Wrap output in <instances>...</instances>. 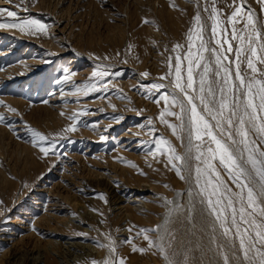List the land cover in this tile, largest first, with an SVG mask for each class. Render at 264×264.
I'll return each mask as SVG.
<instances>
[{"label": "rangeland", "instance_id": "374dc122", "mask_svg": "<svg viewBox=\"0 0 264 264\" xmlns=\"http://www.w3.org/2000/svg\"><path fill=\"white\" fill-rule=\"evenodd\" d=\"M246 1L261 10L264 24V0ZM243 7L241 0H0V255L12 248L22 252L18 264L31 260L29 231L35 230L43 241L91 242L102 251L108 245L117 264L161 263L155 230L166 206L158 195L169 197L183 184L182 106L166 90L169 81L192 106L190 170L225 228L222 238L199 207L194 231L180 213L170 232L175 243L168 246L172 258L179 253L174 263L264 264L260 193L220 138L240 146L251 157L247 164L264 173V52L255 18ZM207 42L214 103L195 82ZM200 108L215 118L220 134L201 118ZM87 168L110 175L123 205L130 200L138 209L131 225L121 212H111L109 193L92 187ZM2 171L16 178L10 174L12 181H5ZM17 177L24 182L20 187ZM138 185L151 186V194L137 196ZM137 197L149 206H140ZM81 207L100 216L98 223L82 222L91 233L63 231L57 222L76 218L78 225ZM45 212L55 213L57 222L33 224ZM215 248L225 251L220 261L214 260ZM97 256L82 264H107L106 251Z\"/></svg>", "mask_w": 264, "mask_h": 264}, {"label": "bare ground", "instance_id": "6f19581e", "mask_svg": "<svg viewBox=\"0 0 264 264\" xmlns=\"http://www.w3.org/2000/svg\"><path fill=\"white\" fill-rule=\"evenodd\" d=\"M243 1V6L245 8H247L250 13L253 15V17L255 18V24H256V29L257 31L259 32V34L261 35V39L262 40V49H263V52H264V24H263V21H262V17H261V10L258 8V7H255V6H252L251 4H249L246 0H241ZM59 4V3H58ZM58 4H56V6H54V9L53 11H55L57 9V6ZM243 7V8H244ZM246 10V9H245ZM126 14L128 15L127 11H126ZM250 14V15H251ZM202 18L207 19L206 16L203 14H201ZM127 19V18H126ZM203 20V19H202ZM210 21V20H209ZM206 22V20H205ZM207 25V24H206ZM208 37V36H207ZM206 37V38H207ZM210 38V37H209ZM209 38L208 41H209ZM61 40V39H60ZM208 43V48H207V51L205 53V55L203 56L204 57V61H203V64H202V67L196 77L198 85H197V89L198 91L200 92H203V93H208V95L211 97L213 103H214V98H215V92H214V85L212 83V80H211V69H212V61H211V52L212 51V45L210 44L211 42H207ZM59 46V45H58ZM62 46V45H61ZM49 47V45H48ZM58 49V48H56ZM68 49V48H67ZM54 50V49H53ZM57 51V50H56ZM65 51V50H64ZM82 52V51H81ZM23 57V56H22ZM95 60V59H94ZM154 60V59H153ZM74 61V60H73ZM37 63V62H36ZM23 64L25 65H28V66H32L34 65L33 62L31 61H26V62H23ZM154 67V66H153ZM133 69V68H132ZM136 70V69H134ZM142 77V76H141ZM140 77V78H141ZM7 80V79H6ZM144 81V80H143ZM147 81V80H146ZM162 81V80H161ZM165 85H166V90L175 98V100L178 102V104H180L182 106V116H181V120H182V125H183V137H184V144H183V149H182V152H181V170H182V173H183V184L180 185V186H177L175 187L174 189H172L170 191V196L167 197L165 195H161L159 194L158 196L161 197L162 199V203H164L166 206L164 209H165V212L163 214H161L162 216L159 217V221L157 223V227H156V230H155V234H156V246L158 249L156 250H159V254H160V257L162 259L161 263L162 264H175L174 262L176 261H173V259H177L176 256L178 257V254H175V256L172 258L171 254H170V250L168 249L170 246L171 243H175L173 242V238H170V232H171V229L173 227L174 222H177V219L179 217V214L182 213L184 214V216L188 219L189 223H190V229L191 228H194L195 227V222L193 220V217L196 216L195 215V212L196 211H199V207L203 208L206 212L207 215H209L211 217V221L212 223L214 224V226L216 227V231L218 233H220L219 235L224 238V232H225V228L222 229V225H221V221L220 219L218 218L217 214L212 210L210 204L206 201L205 199V195L202 193L200 187H198L197 183H196V180L194 178V176L192 175V172L190 170V158H191V152H192V149H193V142H194V126H193V114H192V106L190 104V102L184 98L177 90L176 88H174L170 83L169 81L166 82L164 81ZM130 86V85H129ZM241 89V88H239ZM166 91V92H167ZM133 94V92H131ZM243 93V92H242ZM136 94V92H135ZM169 94V95H170ZM197 95V94H196ZM202 95V94H200ZM244 96V94H243ZM203 97V96H202ZM245 97V96H244ZM198 98V97H197ZM140 99V98H139ZM198 101V99H197ZM196 101V102H197ZM211 101V100H210ZM243 101L245 102L244 98H243ZM98 102V101H97ZM100 102V101H99ZM118 102H120L118 100ZM126 102V101H124ZM149 102V101H148ZM95 103V102H94ZM97 104V103H96ZM99 104V103H98ZM120 104V103H119ZM143 105V104H142ZM211 105V104H210ZM216 105V104H215ZM96 106V105H95ZM98 106V105H97ZM102 106H104V104H102ZM145 107V105H144ZM152 108V107H151ZM245 108H246V115H247V121L250 123L252 120H251V115H250V112L248 111L247 109V105L245 103ZM105 109V108H104ZM213 109V108H212ZM110 110V109H109ZM107 110V112L109 111ZM100 111V110H99ZM149 111V110H148ZM214 111V110H213ZM2 113V112H1ZM151 114V113H150ZM218 114V113H217ZM199 115L201 116V118L203 119H206L208 121H210V123L213 125V129L216 130V133L220 134L218 129L216 128V120L214 121V119H211L201 108L199 109ZM152 118V117H151ZM199 122V120H198ZM248 123V124H249ZM252 123V122H251ZM253 124V123H252ZM2 125V124H0ZM211 125V126H212ZM134 130V129H133ZM3 131V130H2ZM11 131V130H10ZM97 132V131H96ZM1 133V132H0ZM6 134V133H5ZM93 134V133H92ZM126 135H129L127 133H125ZM124 134V135H125ZM175 134V133H174ZM3 134H1L2 136ZM6 136V135H5ZM4 135L2 136V138L5 137ZM14 136V134H13ZM96 136V134H95ZM98 137V136H97ZM128 137V136H127ZM174 138V137H173ZM220 138L228 145L230 146L232 152L234 153L235 157H236V163H238V165L243 169L244 173L249 177V179L252 181V184L257 188V191L260 193V196H261V199H262V203H261V206H262V209L264 210V181L263 179L261 178L262 175L264 173H262L261 170H259V172L261 173V177L259 176V172H256L254 169H252L249 164L247 163H252L251 162V157H249L248 155H246L243 150H241V147L236 145V144H233L231 141H229L227 138H224L222 136H220ZM179 140V139H178ZM177 139L175 140L178 141ZM124 141V139H123ZM90 142V141H89ZM179 142V141H178ZM7 143V142H6ZM91 143V142H90ZM119 143V141H118ZM126 143V142H125ZM89 144V143H88ZM93 145V144H92ZM122 145V144H121ZM120 145V146H121ZM126 145V144H125ZM178 145V143H177ZM32 146V145H30ZM90 146V145H89ZM124 146V145H123ZM23 150V151H31L29 148L25 147V149H22V147H20L18 145L17 147V150ZM121 149V148H120ZM123 149V148H122ZM90 150V149H89ZM94 150V149H93ZM119 150V149H118ZM124 150V149H123ZM239 151L241 153V156L239 157ZM125 152H128L130 154L131 150L130 149H127L125 150ZM124 154H127L125 153ZM78 154V153H77ZM76 154V155H77ZM123 154V153H122ZM128 154V155H129ZM79 155V154H78ZM127 155V156H128ZM132 155H133V152H132ZM80 156V155H79ZM134 156V155H133ZM73 157V156H72ZM90 158V157H89ZM93 157H91L92 159ZM98 158H101V157H98ZM93 160V159H92ZM97 160V159H96ZM101 160V159H100ZM112 161V159H110ZM98 161V160H97ZM261 161V160H260ZM115 162V160H114ZM262 163V162H261ZM263 169V168H262ZM264 171V169H263ZM87 172V175L89 176V179L88 182L90 181V183L92 184V187L94 188H97L100 189V190H103L105 191L104 193H109L110 195V204H109V209H111V212L112 210L114 211H119L121 212V214L124 215V219L127 221L126 224L128 225V223L132 224V219L131 217H135L137 214L136 211H138V209L135 211L133 210V205H130L128 202L130 201H127L128 199H126L127 202L126 205L123 201V199L118 196V194L116 193V189L113 185L110 184V182L108 180L110 179H107V178H111L110 175H108L106 172L104 171H101L99 169L97 170H93L92 169H88L86 170ZM110 173V172H109ZM181 173V174H182ZM259 173V174H258ZM10 174L11 173H6L5 171H2V179H4L5 181L7 182H11V178L10 177ZM15 173H12L11 175H13V177L16 176V174L14 175ZM112 174V173H110ZM115 176V175H114ZM16 178V177H15ZM18 178V177H17ZM86 180V179H85ZM72 182V181H71ZM142 182H145V185L150 183V181H142ZM16 183V186L17 187H20L21 183L24 184L23 180H21V178H18L17 181L15 182ZM64 184V183H63ZM113 184V182H112ZM152 183H150L151 185ZM116 185V184H115ZM142 185V184H140ZM138 185V187L140 186ZM67 186V185H66ZM69 186V185H68ZM67 188L70 190L69 186ZM149 186V185H148ZM24 187V186H23ZM117 187V186H116ZM130 188V187H129ZM142 188V187H141ZM144 189H136V194L138 196V194H143V193H150L151 194V191H149V189L151 188V186H149V189H147V187L145 188V186L143 187ZM127 189V188H126ZM63 190H66V189H63ZM61 194V191L58 190ZM166 191V190H165ZM57 192V191H56ZM67 193H69L68 190H66ZM131 192V191H130ZM66 193V194H67ZM91 193V192H90ZM127 194V193H126ZM155 194V193H153ZM62 195V194H61ZM65 195V194H64ZM68 195V194H67ZM150 196V195H149ZM153 196V195H152ZM65 200H68V196H63ZM86 197V196H85ZM129 197V196H128ZM146 197V195L144 196V198ZM155 198L156 195H154ZM153 197V198H154ZM84 198V197H83ZM135 198V197H134ZM147 198V197H146ZM151 198V196L149 197V199ZM152 199V198H151ZM136 201V199H134ZM147 200V201H146ZM146 200H138V197H137V201L140 202V206L141 204H143L144 206L148 205V199ZM150 201V200H149ZM155 201V200H154ZM57 202V201H55ZM108 202V201H107ZM106 202V203H107ZM134 202V201H133ZM13 203V202H12ZM132 203V202H131ZM135 203V202H134ZM160 202H158V205H159ZM108 204V203H107ZM82 205V204H81ZM79 205V206H81ZM153 205V202H150V206ZM139 205H137V203L135 204L134 207H138ZM163 206V204L160 203V207ZM75 207L78 208V204H75ZM146 207V206H145ZM144 207V208H145ZM154 207V206H152ZM72 208V207H71ZM84 207H81L79 208V214L78 216L81 217L83 220H81L78 225H76V218H73V219H70L67 221H60V222H57V216L55 213H52V214H46V212L34 219V223L33 224H40L41 226H47V227H51V223L53 222H57L58 225L61 227V229L63 231H72V230H83V231H86L88 233H91V229H88L87 227L85 228L83 226V221L84 219H88V220H94L95 223H98V219H100V216L93 212V211H89V209H83ZM140 208V207H139ZM141 210L144 211L143 214H145V211L146 210ZM148 208V207H147ZM200 208V209H201ZM58 209V208H57ZM76 209V208H75ZM135 209V208H134ZM149 209V208H148ZM151 209V208H150ZM154 209V208H153ZM72 210V209H71ZM87 210V211H86ZM140 210H139V213H140ZM152 210V209H151ZM150 210V211H151ZM155 210V209H154ZM56 211V210H54ZM73 211V210H72ZM78 211V209H77ZM149 211V212H150ZM202 211V210H201ZM157 212V211H156ZM77 214V212H75ZM141 213V215H142ZM153 213V212H152ZM203 213V211H202ZM60 214V213H59ZM120 214V213H119ZM146 214H148L146 212ZM154 214V213H153ZM158 216L160 215L158 212H157ZM1 215V214H0ZM141 215H139L138 217H140ZM149 215V214H148ZM152 215V214H151ZM59 216V215H58ZM75 215V217H78ZM155 217V215H152ZM182 216V215H181ZM1 217V216H0ZM123 217V216H122ZM146 217V216H145ZM151 217V216H150ZM149 217V218H150ZM157 217V215H156ZM137 218V216H136ZM147 218V217H146ZM147 218V219H149ZM129 219V220H128ZM151 219V218H150ZM152 219H154L152 217ZM151 219V220H152ZM79 220V219H78ZM97 220V221H96ZM124 220V221H125ZM155 220V219H154ZM210 220V218H209ZM93 221V223H94ZM187 221V220H186ZM210 221V222H211ZM101 222V220H100ZM123 222V221H122ZM208 222V221H207ZM88 223V222H87ZM94 223V224H95ZM154 223V222H153ZM156 223V222H155ZM178 223V222H177ZM187 223V222H186ZM130 224V225H131ZM92 225V224H91ZM90 225V226H91ZM96 225V224H95ZM125 225V223H124ZM178 225V224H176ZM96 227V226H94ZM128 227V226H127ZM176 227V226H175ZM98 228V226H97ZM97 228L95 230H97ZM101 228V227H100ZM174 228V227H173ZM93 229V228H92ZM195 229V228H194ZM211 229V228H210ZM215 229V228H214ZM126 230H128V228H126ZM206 230V229H205ZM213 230V228H212ZM122 231V230H121ZM186 231V230H185ZM192 231V230H191ZM196 231V229L194 230ZM30 232V235L32 238H34V241L33 242V258L31 260H29L27 258L26 261H24L22 264H82L84 262H87V260L91 259L90 257L95 255V256H102L105 254V251L107 253V256L108 258H106L105 262L107 264H117V260L115 261V258L117 257V253L115 251L114 248L112 247H109L108 245H106L105 247V251H102L100 248H97L94 244V246H91L89 242H85V243H89L88 245H82L80 244L79 242L77 241H70V243H61V242H57V241H43V236L41 234H38L37 231L35 230H31L29 231ZM98 232V231H96ZM123 232V231H122ZM121 232V233H122ZM129 232V231H128ZM177 232V231H176ZM208 232V231H207ZM87 233V234H88ZM93 233V231H92ZM100 233V232H99ZM124 233V232H123ZM122 233V234H123ZM126 233H124L125 235ZM209 234V233H208ZM214 234V232H213ZM212 234V235H213ZM68 236V235H67ZM126 236V235H125ZM209 237V235H207ZM211 236V235H210ZM213 236H216V235H213ZM23 237V236H22ZM22 237H19L18 238V242L22 241ZM155 237V236H154ZM207 237V238H208ZM217 237V236H216ZM219 237V236H218ZM74 238V237H73ZM126 238V237H125ZM130 238V237H129ZM198 238V237H197ZM51 239V238H50ZM56 239V238H55ZM200 239V238H199ZM20 240V241H19ZM119 240V239H118ZM155 240V238H154ZM178 240V239H177ZM198 240V239H197ZM209 240V239H208ZM4 241V240H3ZM65 241V240H64ZM68 241V240H67ZM114 241V239H113ZM212 241V239H211ZM215 242V240H213ZM221 241V240H220ZM224 241V240H223ZM106 242H108V240H106ZM121 242V241H120ZM183 242V241H182ZM200 242V240H199ZM82 243V242H81ZM84 243V242H83ZM178 243V242H177ZM221 243V242H220ZM225 243V242H224ZM223 243V245H224ZM109 244V243H108ZM115 244V243H114ZM113 244V245H114ZM226 244V243H225ZM112 245V244H111ZM155 245V244H154ZM184 245V244H183ZM182 245V246H183ZM209 245V244H208ZM212 245V244H210ZM209 245V246H210ZM219 245V243L217 244ZM222 245V244H220ZM228 245V244H227ZM169 246V247H168ZM178 246V245H177ZM173 247V246H172ZM225 247V246H224ZM223 247V248H224ZM179 248V247H177ZM185 248V247H184ZM214 248V247H213ZM226 248H228V246H226ZM226 248L224 250H226ZM232 248V247H231ZM209 249V248H208ZM222 249V247H221ZM221 249H214V260H222L221 259V254L223 253V251H220ZM173 250V249H172ZM180 250V249H177V251ZM228 250V249H227ZM232 250V249H231ZM16 251V252H15ZM18 250H13L12 248H9L7 250H5L4 252H2V254L0 255V264H18V255L20 256V253L17 252ZM79 251H82V252H79ZM182 251V250H180ZM186 251V250H185ZM206 251V250H205ZM210 251H211V247H210ZM229 251V250H228ZM209 252V250H208ZM234 252V250H233ZM183 253V252H182ZM182 253L180 252V254L182 255ZM235 255L237 254V256L239 257V259H241L240 255L238 254L237 251L234 252ZM173 254V253H172ZM184 254H187V253H184ZM189 254V253H188ZM204 254V253H203ZM225 254V251L224 253ZM223 258L225 255H223ZM153 256V254H150ZM190 255V254H189ZM212 255V254H211ZM210 255V256H211ZM228 255V254H227ZM231 255V254H230ZM234 255V256H235ZM97 256V258H99ZM151 256V257H152ZM186 256V255H185ZM210 256H209V260H210ZM211 256V257H213ZM233 256V255H232ZM236 256V258H238ZM115 257V258H114ZM205 257V256H204ZM103 258V257H102ZM118 258V257H117ZM148 258V256H147ZM188 258V257H187ZM192 259V258H191ZM114 260V261H113ZM120 257H119V261H120ZM180 260V259H179ZM207 260V259H206ZM213 260V258H212ZM185 261V260H184ZM191 261V260H190ZM241 261V260H239ZM243 262H245L246 264H248L249 261L247 260H242ZM241 261V262H242ZM157 262V261H156ZM194 262V260H193ZM209 262V261H208ZM211 262V261H210ZM215 262V261H214ZM160 263V264H161ZM243 263V264H245ZM120 264V263H118ZM196 264V263H195ZM210 264V263H209Z\"/></svg>", "mask_w": 264, "mask_h": 264}]
</instances>
